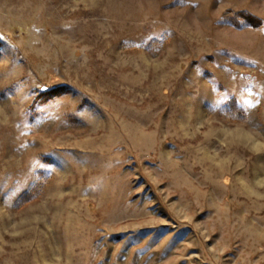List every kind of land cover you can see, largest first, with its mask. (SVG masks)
I'll use <instances>...</instances> for the list:
<instances>
[{
    "label": "rangeland",
    "instance_id": "rangeland-1",
    "mask_svg": "<svg viewBox=\"0 0 264 264\" xmlns=\"http://www.w3.org/2000/svg\"><path fill=\"white\" fill-rule=\"evenodd\" d=\"M0 46V264H264V0H0Z\"/></svg>",
    "mask_w": 264,
    "mask_h": 264
},
{
    "label": "trees",
    "instance_id": "trees-1",
    "mask_svg": "<svg viewBox=\"0 0 264 264\" xmlns=\"http://www.w3.org/2000/svg\"><path fill=\"white\" fill-rule=\"evenodd\" d=\"M246 19H248V17ZM255 25H257V24H255ZM43 94L45 97H39L40 102H46V101L50 100L52 97H56L58 95L63 94V92H61V88H55V89H52L51 91L49 90V92L44 91ZM233 108H235V106H234V104H231V109L233 110ZM236 111L237 110L235 109L234 112H236ZM40 184H41V180H38L37 182H35L32 185V187L30 188L29 191H26L24 194H22L20 197V203L24 202V201L30 199L31 197H33L34 195H36L39 191Z\"/></svg>",
    "mask_w": 264,
    "mask_h": 264
}]
</instances>
